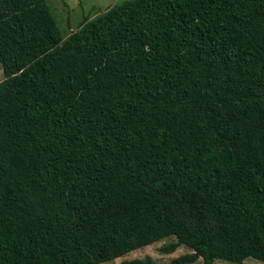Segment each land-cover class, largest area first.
<instances>
[{"label":"trees","instance_id":"trees-1","mask_svg":"<svg viewBox=\"0 0 264 264\" xmlns=\"http://www.w3.org/2000/svg\"><path fill=\"white\" fill-rule=\"evenodd\" d=\"M0 264H264V0H122L62 38L0 0Z\"/></svg>","mask_w":264,"mask_h":264},{"label":"rangeland","instance_id":"rangeland-1","mask_svg":"<svg viewBox=\"0 0 264 264\" xmlns=\"http://www.w3.org/2000/svg\"><path fill=\"white\" fill-rule=\"evenodd\" d=\"M122 0H46L49 10L56 21L62 38H65L71 32L75 31L84 20H89ZM3 79L0 67V81ZM173 237L165 238L157 242H153L138 249H134L127 254L110 260L103 261L98 264H117L121 259H129L133 257L150 256L156 263L169 261L171 258L180 254L189 253L191 250L179 245L173 252L160 253L157 248ZM188 264H202L201 259ZM212 264H232L230 262L215 259ZM241 264H262L261 262L250 257L245 258Z\"/></svg>","mask_w":264,"mask_h":264}]
</instances>
